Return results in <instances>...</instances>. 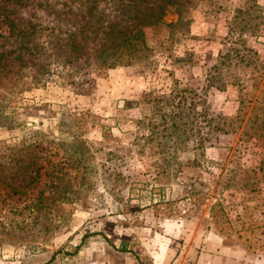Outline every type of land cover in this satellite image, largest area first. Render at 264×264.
Here are the masks:
<instances>
[{
    "label": "rangeland",
    "instance_id": "obj_1",
    "mask_svg": "<svg viewBox=\"0 0 264 264\" xmlns=\"http://www.w3.org/2000/svg\"><path fill=\"white\" fill-rule=\"evenodd\" d=\"M179 1L108 66L114 0H0V264H152L156 248L164 264L264 263V142L163 146L136 123L142 93L174 83L233 114L230 82L264 69V0ZM229 46L243 59L206 87Z\"/></svg>",
    "mask_w": 264,
    "mask_h": 264
},
{
    "label": "trees",
    "instance_id": "obj_2",
    "mask_svg": "<svg viewBox=\"0 0 264 264\" xmlns=\"http://www.w3.org/2000/svg\"><path fill=\"white\" fill-rule=\"evenodd\" d=\"M114 0L115 7L125 16L124 20L110 21L105 37L100 44V53L112 48L114 55L106 58L108 66L125 63L136 56L144 43V30L151 25L162 23L161 17L165 11H175L181 14L179 0ZM254 1V0H253ZM174 4H176L174 6ZM120 6V7H119ZM16 26V25H15ZM14 31L15 34L24 33ZM107 35V36H106ZM253 54H256L253 51ZM239 51L229 46L225 52H219L216 61L210 65L206 73V87L219 86L227 83L221 79V69L243 59ZM238 89L237 107L231 115H213L204 105L202 96L195 86L174 83L166 91L149 88L139 99L142 116L136 123L145 126L149 134H141L144 141H159L158 145L183 143L193 135L196 148H205L210 135L227 133L236 137L235 144L227 149L247 148L254 140L264 142V69L259 73L246 74L243 79L230 82ZM206 134V135H204ZM232 151V154L235 152ZM245 170L255 173L254 169ZM257 169L264 173V155L258 162Z\"/></svg>",
    "mask_w": 264,
    "mask_h": 264
},
{
    "label": "crops",
    "instance_id": "obj_3",
    "mask_svg": "<svg viewBox=\"0 0 264 264\" xmlns=\"http://www.w3.org/2000/svg\"><path fill=\"white\" fill-rule=\"evenodd\" d=\"M169 227H173V225L170 224ZM83 248H85V246H83ZM164 252L165 251L162 248L153 249L152 252H150V254L152 256H154V261L155 262L152 263V264H164V261H163L164 260L163 259L164 258L163 256H165L164 255ZM205 255H208L209 256V254H203V253H201L200 257L202 259H204L205 258ZM127 260L130 262V264H135L134 261H133V259H132V256L127 257ZM205 263H203V264H205ZM88 264H111V261L109 259L100 258L99 259V262L94 260V261L88 262ZM112 264H121V263L115 262V263H112ZM206 264H214V263L212 262V260H210V261H207ZM258 264H261V263L259 262Z\"/></svg>",
    "mask_w": 264,
    "mask_h": 264
}]
</instances>
